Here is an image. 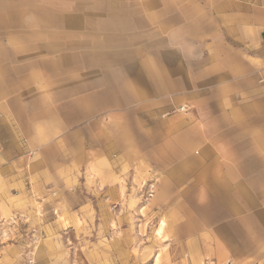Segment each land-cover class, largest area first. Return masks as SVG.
Listing matches in <instances>:
<instances>
[{
	"label": "crops",
	"instance_id": "obj_1",
	"mask_svg": "<svg viewBox=\"0 0 264 264\" xmlns=\"http://www.w3.org/2000/svg\"><path fill=\"white\" fill-rule=\"evenodd\" d=\"M23 181L126 203L131 241L195 264H264V0H0V184Z\"/></svg>",
	"mask_w": 264,
	"mask_h": 264
},
{
	"label": "rangeland",
	"instance_id": "obj_2",
	"mask_svg": "<svg viewBox=\"0 0 264 264\" xmlns=\"http://www.w3.org/2000/svg\"><path fill=\"white\" fill-rule=\"evenodd\" d=\"M3 175L5 179L10 176ZM29 186L23 181L6 190L0 184V264H153L158 253L159 264H195L189 249L182 254L175 242L156 246L131 241L137 233L129 231V224L140 220L137 214L130 219L126 203L82 198L75 192L77 185L68 190L54 186L48 197ZM155 189L154 178L144 181L136 192L139 205H145ZM59 206L70 211L71 220L60 219ZM163 227L160 222L154 230L156 239L161 238ZM151 243L152 252L145 258ZM240 257L238 261V255L234 256L236 260L227 264L248 263L244 261L247 256ZM251 259L260 264V252Z\"/></svg>",
	"mask_w": 264,
	"mask_h": 264
},
{
	"label": "built area",
	"instance_id": "obj_3",
	"mask_svg": "<svg viewBox=\"0 0 264 264\" xmlns=\"http://www.w3.org/2000/svg\"><path fill=\"white\" fill-rule=\"evenodd\" d=\"M185 111V108L184 106H180L179 108H177L176 112H184ZM165 116V115H163Z\"/></svg>",
	"mask_w": 264,
	"mask_h": 264
}]
</instances>
